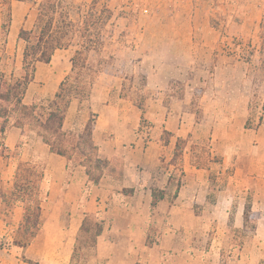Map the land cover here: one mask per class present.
<instances>
[{"label":"crops","instance_id":"1","mask_svg":"<svg viewBox=\"0 0 264 264\" xmlns=\"http://www.w3.org/2000/svg\"><path fill=\"white\" fill-rule=\"evenodd\" d=\"M40 1L33 0L31 3L9 0L12 23L8 30L7 51L24 42L19 39L22 28L32 30V26L28 27L32 23L29 14L35 12ZM3 24L4 14L0 8V30ZM116 28L117 25L114 26L115 30ZM181 29L182 26L165 23L150 25L145 30L143 43L148 50L145 53V63L149 65L143 71L147 80L144 112L125 97L119 96L118 100H114L111 97L113 89L109 85H101L100 81L95 83L90 101L92 113L98 115L93 139L99 148V156L110 164L99 186L89 180L85 168L72 166V161L51 153L36 131L33 145L23 144L25 131L15 127L14 119L10 120L6 133L7 147L15 151L23 145L22 160L30 162L33 158L44 162L46 169L48 202L43 210V231L33 242V248L42 244L47 251V247H54L56 239L58 249L63 250L48 255L45 251L40 263H37H58L56 258L62 260L64 256V264H71L84 216L96 214L105 221L104 233L94 251L98 262L167 264L162 259L164 254L176 256L173 253L177 249L174 228L168 227L159 245L148 247L147 223L148 227L151 221L164 223L167 215L174 219L183 207L210 204L209 195L217 185L209 183L213 169L205 170L192 163L194 152L191 148L185 154L182 167L175 165L173 160L179 140L189 145L207 143L211 154L222 159L220 176L231 169L228 174L229 181L219 189L216 207L233 205L235 200H228L231 190L240 189L252 194L253 211L258 216L257 226L255 231L250 232L251 244L240 250L239 262L245 260L242 264H261L264 261V119L260 118L262 120L259 119L253 127H248V122H243L245 116L238 118L239 115L235 113L237 109H232V106L238 105L234 102L235 96H248L253 92L249 87L247 72L234 70L235 65H245V60L234 55L233 62L230 60L232 58H228L216 68L213 75L214 86L203 89V116L199 119L193 109L194 93L186 91L182 97L176 95L171 86L173 81L186 77L185 71L178 66L180 60H186L188 52L191 57L188 48H192L194 44L192 32L189 31V36L177 33ZM168 31L177 32L169 34ZM157 48L160 49L159 54ZM73 53L71 49L59 50L50 64L37 65L35 80L30 84L24 98L25 105L36 103L41 108L55 99L60 84L71 72ZM2 55L0 53V71L10 78L14 68L19 70L22 65L18 61L4 65ZM62 75V81L56 84L55 80ZM230 82L236 86L228 85ZM74 103L76 102L72 103L67 112L64 130L80 135L88 122H67ZM75 105L74 112H71L72 119L78 115L80 109L79 103ZM245 105L248 110V100ZM79 127L81 128L77 133ZM117 161L121 163L119 169L115 165ZM177 174L183 178L179 195L175 198L179 182L174 181ZM13 181L14 176L9 183L0 176V189L3 185H8L4 190L10 192ZM153 189L166 193L165 199L155 209L151 207ZM125 190L134 192L125 194ZM204 191L205 199L201 203L199 200ZM247 203L243 201L239 206L235 204L233 223L235 229L244 233H247L244 229ZM5 207L0 200V253L4 251L1 249L2 240L11 239L12 234L19 230L23 219L22 209L16 206L8 209V214L4 216ZM123 241L128 244L126 250L122 247ZM210 253L208 251L206 256ZM220 256L222 257L221 253Z\"/></svg>","mask_w":264,"mask_h":264},{"label":"rangeland","instance_id":"2","mask_svg":"<svg viewBox=\"0 0 264 264\" xmlns=\"http://www.w3.org/2000/svg\"><path fill=\"white\" fill-rule=\"evenodd\" d=\"M5 1L9 3V0ZM66 1L71 6L73 19L77 21L81 19L79 12H82V16L87 15L93 2V0ZM102 6H108L114 12V18L105 34L106 41L102 54L106 60H110L108 70L111 74L100 73L96 76L95 82L100 81L101 85H109L113 89L111 97L114 100H118L121 96L133 102L137 107L144 104L147 96L145 89L147 80L143 75V71L149 65L145 63V53H148L143 43L145 30L150 25L167 23L172 26L179 25L183 27L178 32L168 31L169 34L177 32L189 36V31L192 32L194 44L192 48H188L191 51V57H189L188 52L186 60H180L178 66L179 69L185 71L186 77H180V81H173L171 86L176 95L182 97L186 91L194 93L193 109L199 119L203 116V108L201 107V99L204 96L203 89L214 86L213 75L216 68L228 58H232L230 60L233 62L234 55H239L245 60V65L242 64L239 67L235 65L234 70L247 72L249 87L253 92L248 96H235L234 102L238 105L232 106V109H237L235 113L239 115L238 118L241 119V116H245L243 122H248V127H253L255 123L259 122L260 118L264 119V0H100L99 9ZM0 8L3 10L5 22L9 13V6L1 5ZM121 15L124 17H121ZM36 16L37 8L35 12L29 14V18L32 19L29 28L33 27V19L35 24ZM116 25L115 30L114 26ZM15 30L16 26L14 27ZM7 36L8 31L2 28L0 30V53H3L4 65L7 62L11 64L14 61L15 63L18 61V64L22 65L25 42L7 51ZM71 50L75 51L74 48ZM156 50L159 54L160 49L157 48ZM98 58H100L98 55L92 54L90 64L97 67L99 65ZM101 76L102 78H100ZM63 77L62 75L57 78L55 80L56 84L61 82ZM228 85L236 86L231 82ZM247 100L249 101L248 110L245 105ZM90 101L91 98L89 101L84 102L83 106L79 107L78 115L72 119V113L76 108L75 104L79 103L75 100L76 103L73 105L72 113L68 114L67 122H71V120L80 122V124L81 122H88L92 114ZM2 123L3 120L0 119V126ZM80 128H78L77 133H79ZM83 132L80 134L82 135ZM35 139V131L27 128L24 133L23 144L33 145ZM180 148L182 154H177L176 165L182 167L185 154L189 153L191 148V151L194 152L193 164L205 170L213 169L209 176V183L213 186L217 185L214 186V191L209 195L210 204L183 207L174 216V219H172V216L167 215L164 223L157 224L151 221L149 227L147 223V234L149 233L152 239L160 240L164 233L168 231V227L174 228L177 249L173 253L176 256L164 254L165 257L162 256V259L167 264L244 263L245 260L239 262L240 249L237 246L241 243L243 247L250 245L252 235L250 232L244 233L233 226H229V223L235 215V204L239 206L243 204V201L247 202L248 196L253 198L252 194L240 189L231 190L228 200L231 202L233 198L235 200L233 205L227 204L222 208L216 207L215 202L220 195L219 189L223 188L225 182L229 181L228 174H230L231 169L227 170L225 175H219V173H222V159L218 155H212L205 142L192 145L183 142ZM78 161L79 158L75 157L72 166H78ZM30 162L45 165L44 162L33 160V158ZM115 165L119 169L121 163L117 161ZM16 166L17 159L5 160L0 156V176L5 182L9 183L12 176L15 175ZM182 178L177 174L174 181H182ZM7 186L3 185L2 189L7 188ZM46 186L44 185V188L47 191ZM202 194L203 196L199 200L201 203L204 202L205 191ZM67 210L68 208L65 209V212ZM26 233H28L26 230H16L11 239L2 240L1 249H4V251L0 253V264L40 263L41 257L46 251L45 246L38 244L33 248L32 243L26 248H19L14 245L15 240L25 243L27 238L24 237L28 236ZM54 242V247H47L46 255L63 251L58 249L56 239ZM127 246L128 244L123 241V249L126 250ZM208 251L211 253L206 256ZM81 254L84 259H87V262L83 261L82 264H102L95 259L94 251L83 249ZM56 259L58 263L51 261L48 264L65 263L64 256L62 260L59 257Z\"/></svg>","mask_w":264,"mask_h":264},{"label":"trees","instance_id":"3","mask_svg":"<svg viewBox=\"0 0 264 264\" xmlns=\"http://www.w3.org/2000/svg\"><path fill=\"white\" fill-rule=\"evenodd\" d=\"M21 2H33V0H13ZM3 6H9L5 0H0ZM35 4H37L35 2ZM100 0H93L88 9V14L81 19L74 20L72 9L66 0H41L37 7L36 21L32 30L22 28L19 39L25 42L22 68H14L10 78L0 71V156L5 160L17 159L12 190L0 189V200L6 206L3 215L8 214V209L16 206L22 209L23 219L19 231L26 230L28 236L26 242L14 241L19 248L30 246L43 231V210L48 202V193L44 188L46 182V169L43 165L22 160L23 147L19 146L15 151L6 145L7 129L11 119H14L15 127L25 131L30 128L36 131L43 142L49 147L51 153L73 161L79 158L78 165L85 168L89 180L99 186L109 162L99 156V148L94 143L98 115L92 113L85 126L84 132L77 135L75 132H66L64 124L67 112L72 103L77 100L80 107L89 101L95 85L96 76L100 73L111 74L108 70L110 60H106L103 54L105 34L114 18V12L108 6L99 9ZM121 17H124L121 15ZM12 23L11 8L3 29L8 31ZM74 48L71 59V72L65 77L59 86L55 99L46 106L39 107L34 103L31 106L24 104V98L31 83L35 80L37 65L39 63L50 64L55 53L59 50ZM92 54L98 55L99 65L90 64ZM19 72V74H17ZM146 85V84H145ZM146 100V99H145ZM144 104L138 108L144 112ZM262 120V119H260ZM142 117V122H144ZM179 140L175 151L174 163L176 165L177 154L181 153ZM182 154V153H181ZM180 155V154H179ZM178 166V165H176ZM182 181L178 182L174 197L179 195ZM133 190H125V194H132ZM166 193L163 190H152V205L155 209L163 201ZM247 206L244 212V229L253 232L257 226L258 216L253 211V198L247 197ZM234 217L230 219L229 226H233ZM105 230V221L96 214H85L84 220L76 238L71 264L87 262L81 250L95 251L99 238ZM160 240L152 239L147 234V246L159 245ZM241 250L243 244L239 246ZM84 259V260H83ZM32 264L31 262H27ZM104 264V263H102ZM137 264H143L138 262ZM261 264H264L262 261Z\"/></svg>","mask_w":264,"mask_h":264}]
</instances>
